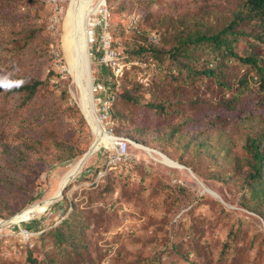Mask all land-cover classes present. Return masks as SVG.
<instances>
[{"label":"rangeland","instance_id":"1","mask_svg":"<svg viewBox=\"0 0 264 264\" xmlns=\"http://www.w3.org/2000/svg\"><path fill=\"white\" fill-rule=\"evenodd\" d=\"M72 2L0 0V167L25 142L41 141L46 158L8 164L6 173L0 170V220H5L0 225V264H32L30 254L37 264H264V215L259 212L264 202L249 198L244 147L248 131L264 122V91L256 89L255 70L230 58L211 63L218 77L188 76L185 70L178 72L170 56L160 61L124 54L127 34L118 38L125 48L116 42L127 62L122 86L137 82L141 101L119 100L117 107L125 117L119 119L118 131L145 135L151 145L132 141L129 154L108 178L98 172L105 169L108 148L114 145L108 142L91 155L47 211L21 223L10 222L8 218L25 207L52 195L95 140L74 85L66 39ZM236 4L237 0H105L97 12L108 8L111 29L113 20H124L130 27L135 11L149 15L148 24L143 23L148 26L154 17L164 18L171 46L177 32L170 26L171 18L179 29L186 24L185 15L205 14L222 25ZM250 40L238 42L239 52L256 50L264 58V43ZM194 53L199 61L192 62L198 67L212 57L202 50ZM90 57L94 83L99 62ZM25 77L44 81L29 100L22 92H8ZM243 78L248 83L240 84ZM151 102H162L168 113L149 108ZM185 116L193 117L192 124L197 117L202 134L213 131L214 142L217 130L205 126L218 124L225 132L226 144L203 154L197 147V173L181 162L192 159L189 152L183 153L182 144L168 138L169 129ZM136 126L147 129L140 134ZM156 129L165 138L158 140ZM6 144L10 150L5 153ZM68 146L77 154L64 159ZM62 232L70 238L60 239Z\"/></svg>","mask_w":264,"mask_h":264},{"label":"trees","instance_id":"2","mask_svg":"<svg viewBox=\"0 0 264 264\" xmlns=\"http://www.w3.org/2000/svg\"><path fill=\"white\" fill-rule=\"evenodd\" d=\"M114 7L115 6L113 4H110V8L113 12L115 11ZM228 11V15L226 14L227 18L225 17L226 20H224L222 25H215V21L211 19V16H206L205 14L199 16L196 15L195 17L185 15L183 18L186 24L183 28L179 29L175 26L171 18L170 26L175 28L173 31H177L173 34L175 37V43L171 46H168L171 33L168 32V28L165 26V19L161 17H154V22L149 24L154 27H151L147 25L149 15L147 16L144 12V14L137 11L132 12L139 14L140 17L139 22L130 27L124 24V20H117L116 22L113 20L111 30L115 40V45L120 42V44L124 45V48V41L121 39L119 40L118 38L121 35L125 36V34H127L129 40L127 39L128 46H126L127 50H125L124 53L127 56L139 58L141 60L155 58L160 61L163 60V57L170 56L176 60L175 68H178V72H180V70H185L188 76L205 73L206 75L218 77L219 75L217 73L216 66H211L212 62H219V60H227L230 58L239 59L241 62L249 64L252 69L255 70V76L257 82L259 83L258 86H256V89L264 91L263 56H261L256 50L252 53L243 54L239 52L237 47L238 42L242 39H247L249 41L251 38L264 43V0H237L236 6L232 10ZM144 22L147 24H143ZM115 29H117V32ZM30 34L34 35V31ZM196 50H202L205 53L212 55L211 58H208L210 60L208 64L198 67V64L196 66L192 62V60L195 63H198L199 61V58H196L194 53ZM171 73L175 77L178 75L177 72L175 74L174 71ZM43 83L44 81L38 78L25 77L23 78V82L10 86L8 92H22L24 99L29 100L37 94V91ZM245 83H248L247 79L243 78L240 80V84ZM137 86H139L137 82H134L132 86L121 85L116 91L117 99L112 108V118L116 122L117 134L124 135L132 141L151 145L145 138V135H141V137L138 138L132 133L118 131L119 119H124L125 117V114H123L117 107L119 100L139 103L141 99L138 95H136V90L138 89ZM147 105L149 108H153L157 112L168 113L165 111V104L162 102H151ZM190 119L193 120V117L185 116L181 122L177 125H173V127L168 131V138L182 144L183 153L186 151L189 152L192 159L181 160V162L186 167L191 168L195 173H197V147L200 153L203 154L206 149H212V147L216 146V144H226L223 139L225 132L218 127V124H214V126H205L207 128L217 130L216 136L218 140L217 142H214L212 138L213 131H208L202 134L200 130H197V117H194L196 122L193 124L190 122ZM195 126L196 128H192ZM145 129L147 128L142 126L135 127V131L140 134ZM156 132L158 140L165 138V134H161L157 129ZM157 145L164 153H168L167 150L162 148L160 144ZM244 147L247 151L246 162L248 166V175L246 178V186L250 193L249 198L257 202H264V122L257 128L253 127L250 131H248ZM5 148V153L10 150V147L7 144L5 145ZM229 148L230 146L226 145L224 149L229 150ZM66 149L70 152L67 155L62 156L64 159L73 158L77 154L72 152L73 149L71 146L66 147ZM220 154L221 156L223 155L221 152ZM33 159H46L45 150L42 147L41 141L25 142V144L17 147V153H11V160L7 159L6 161H8L10 167H15L17 164L21 165V162L23 161H31ZM7 165L0 167V170L6 173L5 171H7L8 168ZM114 168L115 166L109 168L104 177L110 178ZM99 171L101 170H98V172ZM98 172L96 173L98 174ZM259 212L264 215V209L259 210ZM0 216H2L1 211ZM59 238L69 239L70 233L62 232L59 234ZM29 259L32 264H37L32 254L29 255Z\"/></svg>","mask_w":264,"mask_h":264},{"label":"bare ground","instance_id":"3","mask_svg":"<svg viewBox=\"0 0 264 264\" xmlns=\"http://www.w3.org/2000/svg\"><path fill=\"white\" fill-rule=\"evenodd\" d=\"M73 0L70 10L69 23L71 30L66 34V39L70 43V56L72 60V73L74 82L80 90V103L84 114L92 125L95 133L94 147H103L108 142L114 143V138L111 137L101 126L95 108L94 93H93V70L92 60L90 57V44L86 35V25L89 17L100 8L105 0ZM145 148V147H144ZM146 150L153 151L161 155L156 149L146 147ZM83 157V156H82ZM82 157L78 158L71 165L60 182L58 189L48 198L25 207L17 214L10 217V222L21 223L22 221L30 220L36 217L39 213L47 211L50 206L56 202L61 196V191L68 182L73 179L83 169L86 162H82ZM171 161L169 158H165ZM178 165V164H177ZM40 215V214H39ZM1 224L5 220H0ZM18 226V225H17ZM5 232V231H4ZM1 235V234H0Z\"/></svg>","mask_w":264,"mask_h":264},{"label":"built area","instance_id":"4","mask_svg":"<svg viewBox=\"0 0 264 264\" xmlns=\"http://www.w3.org/2000/svg\"><path fill=\"white\" fill-rule=\"evenodd\" d=\"M110 16L108 8H102L91 14L86 25L90 55L99 62L96 70L98 76L93 83L96 113L103 129L114 138L113 147L108 148L105 169L100 171L103 175L129 154L132 142L130 138L116 133V122L112 118V108L117 99L116 91L122 85L127 62L119 46L115 45ZM139 17L137 13L131 14L130 26L136 25Z\"/></svg>","mask_w":264,"mask_h":264},{"label":"water","instance_id":"5","mask_svg":"<svg viewBox=\"0 0 264 264\" xmlns=\"http://www.w3.org/2000/svg\"><path fill=\"white\" fill-rule=\"evenodd\" d=\"M86 116V115H85ZM100 149V147H94V143L90 146V148H89V150L83 155V157H82V162H86L90 157H91V155L93 154V153H95L97 150H99ZM67 185V184H66ZM66 185L64 186V188L66 187ZM64 188H63V190H64ZM63 190L61 191V193L63 194ZM8 219H10V218H8ZM0 223H1V221H0Z\"/></svg>","mask_w":264,"mask_h":264}]
</instances>
